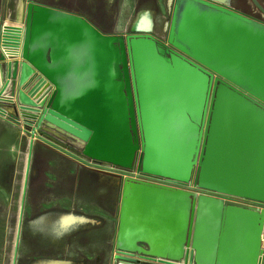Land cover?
Wrapping results in <instances>:
<instances>
[{"label":"water","instance_id":"95a60500","mask_svg":"<svg viewBox=\"0 0 264 264\" xmlns=\"http://www.w3.org/2000/svg\"><path fill=\"white\" fill-rule=\"evenodd\" d=\"M27 4L24 25L0 27V102L30 128L26 177L40 132L123 169L139 157L144 174L199 191L120 176L117 250L264 264V21L216 0H175L164 40Z\"/></svg>","mask_w":264,"mask_h":264},{"label":"crops","instance_id":"0c3cea01","mask_svg":"<svg viewBox=\"0 0 264 264\" xmlns=\"http://www.w3.org/2000/svg\"><path fill=\"white\" fill-rule=\"evenodd\" d=\"M30 1L78 13L89 19L100 31H103L96 19L90 14L82 11H71L67 6L59 4L60 0ZM133 16L134 11L132 9L126 11L111 28L114 30L128 29L134 19ZM0 106L9 113L8 115L0 114V230L14 228L12 224H16L18 227L16 244L18 246L20 225L24 213V219L33 227V233L43 237V241H40L43 246L31 239L27 246L28 253L38 251L44 254H58L63 253V250H70L82 244L79 251L71 256L72 258L63 259L69 260V264H105V257L102 259L100 250L102 247L105 256H112L116 245L114 237L112 236L110 239L107 237L105 240L103 238L101 243L98 239L96 241L95 239L94 241L81 239L82 242H79V237L83 233H90L95 227H104L106 222H113L115 214L119 223L121 187L117 188L113 182L114 179L110 176L107 177V175L81 164L80 160L68 153L65 146L60 145L59 148L61 149L52 146L51 141L47 138L34 141L30 160L31 167L26 177L31 148L30 128L21 123L13 113L12 107L16 104L0 102ZM40 133L42 134V132ZM26 147H28L27 153ZM23 168L24 180L20 191L21 204L18 221L15 202L17 197L16 176L21 173ZM115 182L118 184L119 181L116 180ZM67 213L81 215L95 222L71 229L66 233L62 244H54L49 240L46 232L50 231L56 221ZM12 215L15 217L14 221H7L8 216L11 217ZM69 236L71 238L68 239ZM31 243L34 244V248L30 250L29 245ZM60 247L63 249H56ZM16 257L17 252L13 258V264H16ZM47 259H52V257L47 256L33 261Z\"/></svg>","mask_w":264,"mask_h":264},{"label":"rangeland","instance_id":"374dc122","mask_svg":"<svg viewBox=\"0 0 264 264\" xmlns=\"http://www.w3.org/2000/svg\"><path fill=\"white\" fill-rule=\"evenodd\" d=\"M30 0H0V27L7 24H13L22 26L24 25V22L19 21V13H20V7L21 4L24 5V12L27 7V3ZM58 1V0H56ZM55 1V2H56ZM260 3L264 7V0H259ZM59 4H62L64 6H67L71 9V11H82L86 14H90L93 18L96 19L97 23H99V26L101 29H103V33L107 34H117L120 35L121 33H127L132 30V22L135 21L136 16L140 10H147L151 13V15L154 17V29L153 33L158 35L161 39L167 40L168 38V30L169 25L172 20V11L174 8L175 0H60L58 2ZM235 8L240 9L245 14H249L251 16L256 17L259 20H264V14L258 9L256 5L252 2V0H234ZM132 9L134 11V19L129 25L128 29H120V30H114L111 27L114 26V23L118 20H120V16L123 15L126 11H129ZM25 15V14H24ZM43 134V132H42ZM41 134V138L42 137ZM51 134V133H49ZM46 138V137H45ZM72 141V140H71ZM52 146H54L52 144ZM59 148L58 146H54ZM28 152V147H26V153ZM27 157V154H26ZM76 159L81 161V164L86 165L85 163H88L87 161L77 158V156H74ZM79 161V162H80ZM23 175H24V168L22 169L21 173L17 174L16 176V194L17 197L15 198L16 202V211H17V220L19 221V208L21 204V195L20 191L23 185ZM112 179H114V184H116L117 188H120L123 182V179H119V182H115V176L108 175ZM107 176V177H108ZM15 217L12 215L11 217L8 216L7 221H14ZM105 220V219H104ZM106 221V220H105ZM30 223H27L24 219V213L21 221V230H20V237L18 241V246L16 244L17 239V232L18 227L16 224H12L14 228L0 230V264H13L14 263V255L15 252H17V261L16 264H30L31 261L40 259V258H46L47 256H50L52 258H72L71 256L74 255L79 251V248L82 247V244L78 245V247L71 248L70 250H63V253H47L44 254L42 252H31L28 253V243L31 241V239L36 240V242L39 243V245L43 246V244L40 241H43V237L39 235H35L33 233V227L30 226ZM104 227L101 228H94L90 233H83L79 239V242H82L81 239H86L89 241H95L98 239L101 243V239L104 238V240L108 237V239L114 237L115 243H116V235L118 231V218L115 214L113 222H106L104 224ZM71 238L70 236L68 239ZM69 241V240H68ZM67 241V244L69 243ZM44 243V242H43ZM48 245V244H47ZM46 245V246H47ZM45 246V245H44ZM57 250L63 249V247H60ZM102 254V259L105 257V264H113L115 256L112 254L110 257L105 256L102 247L100 250ZM79 259V258H76Z\"/></svg>","mask_w":264,"mask_h":264},{"label":"built area","instance_id":"2783aa9c","mask_svg":"<svg viewBox=\"0 0 264 264\" xmlns=\"http://www.w3.org/2000/svg\"><path fill=\"white\" fill-rule=\"evenodd\" d=\"M42 137H46L49 141H51V143L54 146H58L60 147V145H63L66 147V150H68V153H71L74 156H77V158L83 159L85 161H87L88 163H85L87 167H89L91 170H95L97 172H100L104 175H112V176H116V177H134V178H142L144 180L153 182V183H159V184H163V185H167V186H175V187H180V188H184V189H190V190H194V191H199L195 185V182L192 180L191 182H189L188 184H183V183H179L175 180H170L168 178H164V177H160V176H151V175H147L144 174L141 169L139 168L140 165V160L139 157H137V162L136 165L133 169H126V168H121L119 166H116L112 163H105V162H100V161H95V160H90V159H86L83 157H80L79 155H75L73 150L74 149H78L79 147L77 145H74V143L70 140L69 137H67L66 135H64L63 133H58V132H54L51 135L49 133H47V135L44 133L42 134ZM41 139V133H39V136L36 137V140ZM223 198L225 200H229V201H233V202H243V199L238 198V197H232V196H228V195H223ZM251 205H257L259 207H262L261 205L255 204V203H250ZM115 257L121 256L124 260H129L134 262L135 264H189L188 262H186L185 260L182 261H172L166 258H162V257H155V256H151V255H146V254H139V253H135V252H130V251H119L117 249H115V252L113 254Z\"/></svg>","mask_w":264,"mask_h":264},{"label":"bare ground","instance_id":"6f19581e","mask_svg":"<svg viewBox=\"0 0 264 264\" xmlns=\"http://www.w3.org/2000/svg\"><path fill=\"white\" fill-rule=\"evenodd\" d=\"M215 1V0H214ZM218 2H221L223 4L227 5H234V0H216ZM254 5L258 7L260 11H264L263 5L260 3L259 0H252ZM20 7V13H19V21H24V5L21 4ZM154 17L151 15V13L147 10H140L136 16L135 21L132 24V30L133 31H142V32H152L154 29ZM116 180L119 181V177H114ZM95 221L89 220L81 215H76L74 213H67L62 215L56 223L53 225L50 231H47L46 234L47 237L51 242L54 244H62V242L65 240L66 233L69 232L71 229L77 228L79 225L83 224H93ZM34 244L29 245V249H33ZM31 264H69V260H61V259H47V260H37L33 261Z\"/></svg>","mask_w":264,"mask_h":264},{"label":"flooded vegetation","instance_id":"af4514ba","mask_svg":"<svg viewBox=\"0 0 264 264\" xmlns=\"http://www.w3.org/2000/svg\"><path fill=\"white\" fill-rule=\"evenodd\" d=\"M262 12V14H264V11H261ZM245 14V13H244ZM246 15H249V14H246ZM250 17H252V18H254V19H256V20H259V19H257L256 17H254V16H251V15H249ZM259 21H264V20H259ZM115 249H116V247L113 249V254H114V252H115Z\"/></svg>","mask_w":264,"mask_h":264}]
</instances>
